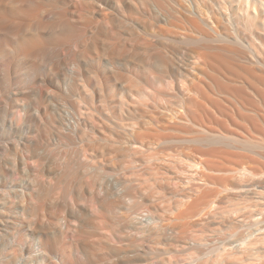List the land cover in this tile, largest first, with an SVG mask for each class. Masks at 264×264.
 <instances>
[{"label": "rangeland", "instance_id": "374dc122", "mask_svg": "<svg viewBox=\"0 0 264 264\" xmlns=\"http://www.w3.org/2000/svg\"><path fill=\"white\" fill-rule=\"evenodd\" d=\"M75 1L80 5H89L87 0ZM181 1L186 6L189 3L188 7L192 9L191 0ZM123 6L121 14L112 15L114 21L112 24L108 21L110 24H106L107 27L103 23L106 21L100 17L72 7L75 19L85 18L86 23H82L86 25L89 21L85 35H81L82 32L62 35L59 27L55 28L53 42L47 51L54 67H61L62 63L74 59L78 61L84 50L90 49V53L80 59L82 63L86 61L84 65L78 61L81 65L75 71L76 78L69 86L68 95L54 87L53 108L48 111L51 114H48L45 124L48 128L39 123L33 124L36 126L34 135L39 137L47 132L52 144L50 149L55 153L85 151L86 155L100 158L99 163L96 164L97 159H94L87 165H98L99 171L104 167L103 170L108 171L109 178L106 175V179L112 186H107V181L104 189L107 186L110 191L108 195L102 191V196L111 198L109 200L117 205L115 214L114 211L109 214L118 219L115 220L116 235L118 233L127 240V236L132 234L133 229L125 219L127 214L128 219L131 216L134 218V215L140 218L146 228L156 224L168 226L166 232H169L167 236L170 240L142 241V244L139 243L142 250L136 245L141 252L137 264H264V72H261L264 70L260 71L258 64L263 63L264 58L258 54L253 60L249 59V62L252 61L249 63L234 55L224 56L218 54L215 48L226 45L214 43L207 44L215 49L212 51L219 57H213L212 51L199 56V46L194 42L175 39L183 31L168 30L164 32L167 39H158L154 34L159 28L155 26L152 14L143 13L141 9L142 16L135 14L133 9L128 8L129 5ZM95 17L97 22H94ZM108 17L111 19V15ZM133 17L136 20L140 18V25ZM108 30L115 32H108L112 35L109 40L104 37ZM98 33L103 37L100 38ZM246 41L245 38L241 40L244 48L230 44L228 49L245 50L249 42ZM210 54L212 57H209ZM2 57L0 62L7 64L10 71L33 72L38 74L37 79L40 73L46 71V65L40 58L33 71L27 68L30 65L17 68L11 57ZM165 64L179 69L164 70L167 75L164 74L165 80L173 84L171 88L151 83L153 79L157 81L158 70L165 69ZM104 68H109V71H104ZM189 71L199 75L194 85L189 79L185 80V76L191 74ZM108 72L117 76L107 85L105 77ZM180 81L185 82V88L179 87L182 84ZM25 83L22 81L19 85L23 87ZM189 84L191 91L186 90ZM6 109L2 111V116L10 118L12 112L10 108ZM27 128L28 125L24 129ZM212 139L216 140L212 142ZM84 170L81 169L75 184L83 187L80 195L86 197L87 194L89 196L87 185L91 184L96 174H85ZM106 172L98 178H105ZM123 185L129 191L132 189L130 192L133 193L123 194L120 191H123ZM121 194L127 196L121 199ZM88 196L87 201H82L83 211L90 206ZM104 197L101 198L104 200ZM62 202L66 205L64 199ZM135 203L138 208L132 214ZM88 211L89 208L86 213ZM71 221V228L75 231L78 222L75 219ZM249 237L253 240L258 237L256 240H259L242 253L240 242L250 240ZM124 244L121 245L123 249L126 247ZM104 245V250L109 252L108 244ZM109 246L118 248L120 245ZM229 248L239 250L243 255L237 254L243 257L242 260L239 256L235 257L238 261L227 257L231 252ZM109 253L106 254L107 259H117L111 254L108 256ZM56 260V264H63L60 258ZM104 263H107L106 260Z\"/></svg>", "mask_w": 264, "mask_h": 264}, {"label": "bare ground", "instance_id": "6f19581e", "mask_svg": "<svg viewBox=\"0 0 264 264\" xmlns=\"http://www.w3.org/2000/svg\"><path fill=\"white\" fill-rule=\"evenodd\" d=\"M191 1L193 6L192 9L188 7L189 3L188 6H186V3L184 4L181 0H87L88 6L84 5V3L80 5L75 0H0V57H11L15 66L17 68L22 67V69L25 68L26 65H30L31 68L28 66L27 68L33 70L39 58L44 61L46 65V71L43 74L39 72L41 75L39 74L40 76L37 79L36 76L38 74L36 75L33 72L17 70L10 71L7 64L0 62V66H2L0 71V107L2 106V108H0V264H56L57 258L63 260V264H103L105 260L107 263L104 264H137L141 259V252L139 249H141L142 245L139 243L142 244V241L145 242L148 239H160L165 242L171 239L167 236L169 232H166L168 226L166 228L156 226V224L154 227L151 225L152 228H146L145 223L143 224L140 218L134 215V218L131 216L128 219L127 213L125 216L127 218L125 219L127 223L129 222L128 225L133 229V232L129 237L127 236V240H125L126 237L124 239L122 235L118 236V233L116 235L115 220L118 219L117 217H111L109 214L113 212L114 209L117 211V205L115 202L111 201V198H109L111 199L109 200L102 196V191L104 193L106 192V195H108L110 191L107 189L110 183L107 180L109 178L107 175L108 171L106 172V169L103 170L105 167L102 169L100 166L102 170L99 171V168H97L99 167L98 165H87L89 162H94V159H97V162H95L96 164L99 163L100 158H97L98 156L96 157L93 154L86 155L85 151H77L71 154L61 152L55 153L50 149L52 144L47 135L48 133L45 131L46 133H42L39 137H36L37 135H34L36 126L34 125L39 123L45 127L48 120L46 118L50 113L48 111L53 108L52 101L55 97L54 87L57 86L59 89L57 91L68 95L69 86L73 78H76L74 77L75 71L82 63L80 59L82 57L85 58L84 56L90 53V49L89 51L82 50V57L78 60L81 62L80 64L77 59L71 62L69 61V63H62V65H60L61 67H54L55 65L50 63L51 58L47 55V51L53 42V34L56 33V27H59L60 34L62 35L75 32H79V34L82 32L81 35H85L84 30L88 28L89 21L86 25L84 17V20L80 18L75 19L73 17L74 10L71 11L72 7L74 9L79 7L80 10L85 11V14L89 12L94 16L100 17L102 21L107 22H103L105 26L106 24L109 26V24H112L114 21L112 20V15L117 16L121 14L123 9L122 6L127 4L129 5L128 8L133 9L135 14H140L142 9L143 13L152 14L154 16L155 26L159 28L154 35L158 39H167L164 32L168 30L177 29L183 31L179 33L180 36L175 37V39L178 38L184 42L186 41L185 43L194 42L199 46L200 51L197 52L199 56H203L204 53H211L212 50L216 49L218 50V54L229 57L234 55L247 62L256 58L258 54L264 58V0ZM57 7L60 9V11H58L59 14L56 12ZM135 14L132 15L135 16ZM78 15H80V13ZM109 15H111V19L108 17ZM135 17H138V15ZM135 17L133 18L135 19ZM139 19L140 18H137V20L135 19L136 22H139ZM95 21L96 17L94 22ZM108 21L110 23H108ZM82 22L85 23L83 24ZM91 23L92 22H90V24ZM179 24H181V27H179ZM109 30L111 31V29ZM109 30L106 35L101 32L108 40L112 37V35L108 34V32H110ZM98 34L100 38L103 37L100 33ZM244 38L249 41L248 48L245 47L248 51L246 49H241V51H239V48L238 51L228 49L231 47H228L230 44L244 48L241 44V40ZM59 40H61V38H59ZM69 40H71V37ZM164 42L166 43V41ZM207 43H214L215 45L223 44L227 47L216 46L214 49L209 47L210 45L208 46ZM91 45L93 46V44ZM184 53L185 52H183V54ZM213 55L219 57V55L214 54V52L212 56ZM197 56L196 58L199 60L200 57ZM212 56L210 54L209 57ZM157 62L159 63V61ZM261 62L263 63L258 62L261 68L260 71L264 70V59ZM249 63H252V61ZM169 64H165L167 67L163 65L165 69L161 71L158 70V75H156L157 81H155L156 79H151L153 85L156 84L163 88L172 87L173 84L165 80L164 74L166 72H164V70L170 71L171 69L172 71H179V69L174 65L168 66ZM155 65L157 66L158 64L155 63ZM156 66L154 68H157ZM154 68H152L153 72L155 70ZM257 68H259V66ZM108 69L104 68V71H109ZM110 72H108L109 74L105 77L107 85L111 80H115L117 76H111ZM153 72L151 74H153ZM261 72L263 73L264 71ZM209 73L210 72H208V74ZM154 74L157 73L154 72ZM153 76L155 78V75ZM198 76L192 73L187 74L185 80H190V84H193L195 83L194 81L199 80ZM96 80H98V78ZM22 81L27 83H25L23 87L19 85ZM106 82L104 81V83ZM135 83L136 81L134 84ZM184 83L180 84L181 86L179 87H181V89L185 88L184 86H186V84ZM190 84L186 87V90L191 91ZM176 89L179 88L177 87ZM58 94L56 92L57 96ZM4 108H7L6 110L10 108V113L12 112L10 118L2 116V111H5ZM21 119L24 120L22 121L24 124L21 123ZM27 125L28 128L24 129ZM45 128H48V126ZM215 140L212 139V142ZM156 161H158V159ZM120 166H123V164ZM82 168H85V174H96L94 176L92 175L93 181L90 185H87V187L89 186V192H87L89 196L87 193L86 194L90 204V206H87L89 208L88 213H86L88 208L87 210L85 208V212L82 209V201L88 200L86 198L87 196L80 195L83 187L75 184L76 180L80 178ZM104 171L106 172L105 178H98L101 174L104 176ZM90 176H88L89 179L91 178ZM104 184L107 185H105L107 191L104 189ZM110 185L112 186V184ZM125 188L126 186L123 185L121 188L123 191L120 190L123 194L126 193L131 195L129 193H133L130 192L132 189L129 191L126 188L125 191ZM118 195L116 194V196ZM123 196L121 199L125 198L127 195ZM101 197H104V200ZM62 199L66 201V205L62 202ZM132 203L134 204L133 200ZM137 208L138 206L135 203L132 208V214L136 212L135 210H137ZM115 211L113 212L114 214ZM119 217L123 218L122 216ZM72 219L78 222V228L75 231L71 228ZM171 234L175 235V233ZM257 238L258 237H256V239ZM256 239L240 242V251L242 252L250 245L255 244L259 240ZM123 241H126L127 244H124ZM120 243L126 245L127 248L124 245L125 249L121 248L122 244ZM104 244H108L107 249H109L108 251L110 253L104 250L106 248H104ZM117 244L120 245L118 248L109 246ZM136 245L140 246L139 249L136 248ZM229 249L228 251L231 252H227V257L231 259L243 253L239 252V250H237V252L235 249ZM107 253H109L108 256L111 254L112 258L117 257V259H107ZM121 253L123 254L122 256ZM239 258H241V256H239ZM235 259L237 260L238 257Z\"/></svg>", "mask_w": 264, "mask_h": 264}]
</instances>
